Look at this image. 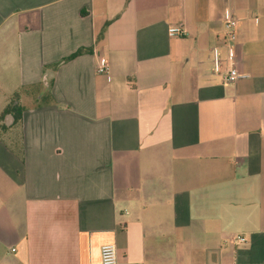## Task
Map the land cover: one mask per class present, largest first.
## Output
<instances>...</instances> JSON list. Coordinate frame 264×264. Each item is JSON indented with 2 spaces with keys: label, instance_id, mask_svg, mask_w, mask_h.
<instances>
[{
  "label": "crops",
  "instance_id": "crops-1",
  "mask_svg": "<svg viewBox=\"0 0 264 264\" xmlns=\"http://www.w3.org/2000/svg\"><path fill=\"white\" fill-rule=\"evenodd\" d=\"M12 101L0 264H264V0H0Z\"/></svg>",
  "mask_w": 264,
  "mask_h": 264
},
{
  "label": "built area",
  "instance_id": "built-area-1",
  "mask_svg": "<svg viewBox=\"0 0 264 264\" xmlns=\"http://www.w3.org/2000/svg\"><path fill=\"white\" fill-rule=\"evenodd\" d=\"M236 26L237 20L229 16L225 19L224 29H225V41L227 43V53H228V63L230 68L227 72L226 81H236L242 75L239 73L236 64L237 56L234 47V42L236 40ZM170 36H183L185 30L183 26H174L169 29ZM98 73H108L107 63L101 59L97 67ZM237 241L241 243L246 242V238L243 236H238ZM117 249L115 244H104L100 250V261L97 264H117Z\"/></svg>",
  "mask_w": 264,
  "mask_h": 264
},
{
  "label": "trees",
  "instance_id": "trees-1",
  "mask_svg": "<svg viewBox=\"0 0 264 264\" xmlns=\"http://www.w3.org/2000/svg\"><path fill=\"white\" fill-rule=\"evenodd\" d=\"M91 49L90 48H79L76 52L72 53L70 56H68L67 58H65L62 62H66V61H70L84 53L90 52ZM22 112L23 109L21 106L15 104V101L10 102V104L4 109V111L2 112V114L0 115V120H3L5 118L6 115L8 114H12L13 118H14V124H18L21 122L22 120Z\"/></svg>",
  "mask_w": 264,
  "mask_h": 264
},
{
  "label": "rangeland",
  "instance_id": "rangeland-1",
  "mask_svg": "<svg viewBox=\"0 0 264 264\" xmlns=\"http://www.w3.org/2000/svg\"><path fill=\"white\" fill-rule=\"evenodd\" d=\"M0 127H1V130L4 131V132H11L16 135V136H19L21 135V132H20V128L18 127V124H12L10 126H7L4 122H0ZM13 146L11 147L13 149V154H16V151H19V149L21 148L20 146V143H18V139L16 140V138L13 136ZM9 147V149H11Z\"/></svg>",
  "mask_w": 264,
  "mask_h": 264
}]
</instances>
